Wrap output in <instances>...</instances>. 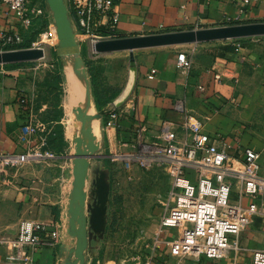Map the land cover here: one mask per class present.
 Segmentation results:
<instances>
[{
    "label": "crops",
    "instance_id": "0c3cea01",
    "mask_svg": "<svg viewBox=\"0 0 264 264\" xmlns=\"http://www.w3.org/2000/svg\"><path fill=\"white\" fill-rule=\"evenodd\" d=\"M32 4L40 8L41 14L33 26L24 29L0 1V32L22 30L31 42L35 38L46 43L56 39L59 50L66 43L74 53L89 52L88 45L80 44L79 28L64 0L61 7L51 0H32ZM117 9L116 37L264 22V0H118ZM8 49L0 38V51ZM180 51L188 52L192 58L190 68L178 66ZM133 52L135 69L131 68L129 51L124 60L127 82L112 98L114 104L102 107L116 110L117 119L114 128H106L109 116L104 124L103 154L92 163L94 175L99 167L105 173L106 161L122 164V155L144 139L161 143L165 122L177 133L180 144L189 141L191 133L185 126L188 116L202 121V130L220 146L230 148L232 154L240 155L245 147L260 151L264 174V35L137 48ZM64 69L66 74V64ZM153 69L155 76L150 77ZM132 71L131 87L124 94ZM85 73L88 92L96 105L92 78L88 71ZM31 85L21 64L0 65V154L27 149L42 152L48 147L39 132L31 135L28 142L22 139V129L30 121V110L22 100L25 98L31 105ZM179 102L182 109L176 107ZM47 160L30 158L11 168L6 181L0 178V264L64 263L73 238L65 229L63 193L55 182L56 172L43 171ZM231 200H238L236 187ZM25 219L51 224L59 234L54 244L32 251L28 263L10 259L13 246L9 239L17 236ZM255 221V230L261 236L256 246H249V257L254 249L264 246V221ZM40 234L52 240L45 232ZM172 238L165 234L160 241L170 243ZM234 258L233 251H227L218 259L226 262L215 260L212 264H229Z\"/></svg>",
    "mask_w": 264,
    "mask_h": 264
},
{
    "label": "rangeland",
    "instance_id": "374dc122",
    "mask_svg": "<svg viewBox=\"0 0 264 264\" xmlns=\"http://www.w3.org/2000/svg\"><path fill=\"white\" fill-rule=\"evenodd\" d=\"M64 3L70 6L69 0H64ZM78 36L81 45H88L86 36L80 30ZM30 47H43L46 51L42 58L19 64L32 81L29 91L32 114L35 120L44 124L39 133L48 146L42 150L47 157L32 158H47L48 164L45 163L43 171L54 169L56 172L55 182L63 193L61 208L65 229L74 237L73 248L78 235L86 245L83 264L178 262L180 258L171 253L169 243L160 241L165 234L173 237L177 232L175 228L162 231L161 225L162 217L174 203L171 188L175 163L156 156L154 143L144 139L122 156V164L106 161L105 173L104 168L99 167L94 175L92 163H96V158L103 154L107 114H101L102 108L92 103L89 114L73 108L74 116L70 122L64 103L67 83L66 59L62 50H59L56 39L46 43L35 38L25 48ZM53 52H56L54 59ZM128 52L94 50L76 53L82 67L93 78V92L100 103L110 100L121 87L124 88L129 77L124 63ZM113 104L114 100H111L107 107ZM92 154L96 157H91ZM261 174L264 175L262 170ZM255 222L246 225L241 233L238 257L248 263L251 262L248 248L256 246L261 236L259 230H255ZM192 258L191 255L181 261L192 263ZM65 262L80 264L74 251L67 253ZM224 262L226 260H216V263Z\"/></svg>",
    "mask_w": 264,
    "mask_h": 264
},
{
    "label": "built area",
    "instance_id": "2783aa9c",
    "mask_svg": "<svg viewBox=\"0 0 264 264\" xmlns=\"http://www.w3.org/2000/svg\"><path fill=\"white\" fill-rule=\"evenodd\" d=\"M0 1L24 29L33 26L41 14L32 0ZM117 3L118 0H71L70 9L79 30L87 38L89 51L95 50L99 40L116 37ZM0 38L8 50H16L25 43L26 34L22 30L0 32ZM192 63L188 52L178 53L180 68H190ZM155 72L153 69L150 77H154ZM22 101L30 110V121L22 129V139L28 142L31 135L43 129L44 124L34 119L27 100L24 98ZM176 107L183 108L180 102ZM108 115L106 128H114L116 110ZM185 126L191 133L189 141L180 144L177 133L169 122H165L162 142H153L156 156L176 165L171 188L174 203L161 219L163 229H177L169 243L171 253L180 258L175 264H189L181 259L191 255L197 264H212L224 257L227 251L235 254L229 264H264V246L253 250L250 263L237 259L244 227L257 218L264 221V175L261 174L260 151L245 147L240 155L232 154L230 148L220 146L215 138L205 133L202 121L193 116L187 117ZM34 156L41 157L43 153L27 149L22 153L0 154L1 180H7L6 175L11 168ZM235 187L238 200L232 201ZM41 232L52 240L43 239ZM58 235V230L51 224L22 220L17 236L9 239L13 246L10 259L28 263L32 251L54 244Z\"/></svg>",
    "mask_w": 264,
    "mask_h": 264
},
{
    "label": "water",
    "instance_id": "95a60500",
    "mask_svg": "<svg viewBox=\"0 0 264 264\" xmlns=\"http://www.w3.org/2000/svg\"><path fill=\"white\" fill-rule=\"evenodd\" d=\"M51 2H59L60 7L63 6L61 4V0H51ZM263 35H264V22H251V23L229 24V25L211 27V28L161 32V33L148 34L142 36L115 37L111 39L99 40L94 47L95 50H97L98 52L129 50L131 68L135 69V57L133 51L134 49L137 48L176 45V44H184L191 42L226 40V39L244 38L251 36H263ZM45 55H46V51L43 47H30V48H20L16 50L0 51V65L39 59L44 57ZM112 111L113 109L103 108L101 109L100 113L110 114ZM91 157H96V155L92 154ZM67 233L69 236H71L74 239L73 235H71L69 232ZM73 239L71 240L69 248L66 249V255L67 253H69V251L70 252L74 251L77 258L80 260V264H83L84 249L86 245L82 241V237L78 235V238H76L77 239L76 247L73 248L72 246ZM66 259L67 256L65 257L63 264H66L65 262Z\"/></svg>",
    "mask_w": 264,
    "mask_h": 264
},
{
    "label": "bare ground",
    "instance_id": "6f19581e",
    "mask_svg": "<svg viewBox=\"0 0 264 264\" xmlns=\"http://www.w3.org/2000/svg\"><path fill=\"white\" fill-rule=\"evenodd\" d=\"M66 45L67 44L64 43L63 47L61 48V50L63 52L62 54L64 55V57L66 59L65 64H66V83H67V85H66V98H65L66 102H64V103L66 104V107L69 111V118H70L69 121L71 122V120H72L71 118H73V116H74L72 109L74 108V110H75V108H77V109L81 110L84 114H89L91 109H92V99H91V96L88 92V89H89L88 84H87L88 79H87L86 74L84 72V68L81 65L80 58L78 57V55L76 53L70 51L68 49V47H66ZM133 76H134V72L132 71L131 76H130V78H131L130 82L128 83L127 87L125 88L124 94H126L131 87V81L133 79ZM80 114H81V112H80ZM75 115H76V112H75ZM76 118H77V116H76ZM92 122H93V120H92ZM98 132H99V130H98ZM68 134H70V133H68ZM98 135H97V137H98ZM75 147L76 146H74V148ZM88 147H89V145H88Z\"/></svg>",
    "mask_w": 264,
    "mask_h": 264
},
{
    "label": "trees",
    "instance_id": "16d2710c",
    "mask_svg": "<svg viewBox=\"0 0 264 264\" xmlns=\"http://www.w3.org/2000/svg\"><path fill=\"white\" fill-rule=\"evenodd\" d=\"M29 37H30V36H29ZM31 41H32V40H31V37L28 38V40H27V34H26V40H25V43L22 44L21 47H29ZM225 48L228 49V50H232V49H233V47H230V46H225ZM52 55H53V58H55V57H56V52H53ZM16 64H19V63H16ZM89 74H90V73H89ZM90 76H91V75H90ZM92 83H93V78H92ZM94 96H95V95H94ZM112 98H113V97H111L110 100H105V101H103L102 103H100V102L97 100L96 96H95V100H96L97 107H98V108H102L104 105H106L107 103H109V102L112 100ZM108 116H109V115L107 114V117H108Z\"/></svg>",
    "mask_w": 264,
    "mask_h": 264
}]
</instances>
